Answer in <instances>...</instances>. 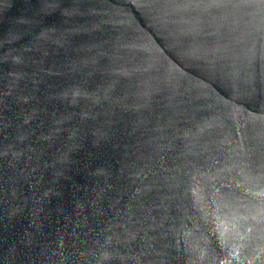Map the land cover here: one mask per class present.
<instances>
[{"label": "water", "instance_id": "obj_1", "mask_svg": "<svg viewBox=\"0 0 264 264\" xmlns=\"http://www.w3.org/2000/svg\"><path fill=\"white\" fill-rule=\"evenodd\" d=\"M0 264H264V0H0Z\"/></svg>", "mask_w": 264, "mask_h": 264}]
</instances>
